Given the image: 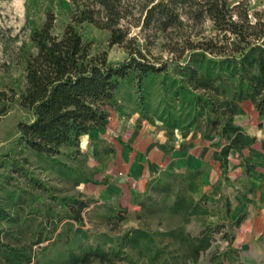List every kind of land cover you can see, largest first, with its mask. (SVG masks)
Wrapping results in <instances>:
<instances>
[{"label":"trees","instance_id":"obj_1","mask_svg":"<svg viewBox=\"0 0 264 264\" xmlns=\"http://www.w3.org/2000/svg\"><path fill=\"white\" fill-rule=\"evenodd\" d=\"M68 1L72 13L60 36L51 33L54 13L45 7L43 21L30 30L34 50L25 44L19 48L24 87L18 105L30 115L28 122L17 125L16 143L23 150L64 165L63 176L71 188L95 183L79 148L80 137L105 127L110 110L125 112L119 94L126 85L136 96L134 112L143 119L151 120L148 113L158 99L164 128L217 136L219 148L212 159L219 163L226 185L232 150L241 157L243 173H251L254 165L242 151L255 137L235 123V116L246 100L264 115V11L249 16L239 10L240 2L230 6L229 0H193L195 18H207L213 34L171 42L170 31L182 27L175 7L186 0H151L144 6L142 26L157 21L162 49L170 54L164 59L150 56L137 37H128L121 25L129 13L123 0ZM85 22L107 30L109 46L124 44L126 58L111 63L105 52L91 56L89 43L77 30ZM66 159L77 164L68 165ZM19 165L12 171L23 177L28 190L6 195L15 211L12 216L0 206V218L9 221L0 228V264H197L220 227L237 226L230 220L231 204L222 195L221 224L205 225L196 235L185 229L191 216L206 215L207 203H213L206 195L195 199L186 189L200 170L160 171L135 200L138 225L121 228L128 210L117 202L91 200L81 192L58 195ZM92 204L104 211L99 216L104 229L89 234L84 213ZM222 238L225 250L213 252L209 263L245 264L233 247L234 235L224 232Z\"/></svg>","mask_w":264,"mask_h":264},{"label":"rangeland","instance_id":"obj_2","mask_svg":"<svg viewBox=\"0 0 264 264\" xmlns=\"http://www.w3.org/2000/svg\"><path fill=\"white\" fill-rule=\"evenodd\" d=\"M149 1L151 0H123L129 13L121 21V25L128 30V37L138 38L150 56L165 59L170 54L162 49L164 39L163 34L158 31L157 21L154 20L148 27L142 26L143 9ZM238 2L241 4L239 10H247L249 16L255 11H264V0H229L228 4L233 6ZM193 6V0H186L182 5L179 4L175 7L182 21V27L170 31V37L173 40L171 42H174L178 37H189L195 41L199 40L197 38L200 36H195L196 34H213L211 23L207 18H195L191 10ZM45 7H49L54 13L51 33L60 36L65 25L70 21L72 13V6L68 0H0V92L2 93L0 95V110H3L0 111V206L10 216L15 211L9 206L6 195L10 193L16 196L22 189L28 190L23 177L18 172L12 171L15 164L21 163L24 170L44 180L55 189L58 195L72 196L81 192L85 198L91 200H98L105 195L103 191L104 179L102 178L104 173H98L99 171L94 166L91 167L92 164H99L95 158L93 161H87L85 157L86 165L93 171L95 183H82L71 188L63 176L64 165H55L47 157L37 156L29 150H23L22 146L16 143L18 123L30 120L29 113L18 105V93L24 87V62L19 48L25 44L31 51L34 50L29 39L30 30L34 25L43 21ZM77 30L82 41L89 43L91 56L105 52L107 61L111 63H117L126 58L127 52L124 44L108 45L109 32L107 30L98 29L86 22L79 25ZM12 94L16 95L13 102H10ZM119 99L125 108V113L128 114L135 110L136 96L130 91L129 86L123 85ZM157 104L158 99H155L153 108L148 113L151 120H144L153 125L162 126L159 119L161 108L159 109ZM242 106V112L235 119L246 133L255 137L254 144L244 151L251 158L255 169L249 175H244L237 164L231 161L229 175L233 178L234 186L253 198L255 203L245 205L241 203L235 190L223 189L224 194H229L233 206L232 218L237 222L238 227L228 228L225 225L220 227L213 235L214 239L210 248L199 257L197 264H210L209 257L213 252L225 250L226 242L222 238L224 232L234 235L233 247L239 251V258L243 263L260 264L264 261V115L259 116L249 103H244ZM138 116L142 118L141 115L138 114ZM234 158L238 160L239 156L236 155ZM65 162L68 165L77 164L73 159H66ZM111 202L115 201H109V203ZM240 203L241 207L238 210ZM86 212L84 213L86 222L84 229L89 234H92L94 230H103L104 226H101L99 216L104 211L93 209L92 204ZM213 212L216 211L213 209ZM8 225L7 218H0V228H6ZM120 225L121 228L136 227L138 222L134 212L128 211ZM187 225L188 230L192 233H197L201 227L194 220H191ZM213 225H216V222H213ZM224 264H228V262L224 261Z\"/></svg>","mask_w":264,"mask_h":264},{"label":"crops","instance_id":"obj_3","mask_svg":"<svg viewBox=\"0 0 264 264\" xmlns=\"http://www.w3.org/2000/svg\"><path fill=\"white\" fill-rule=\"evenodd\" d=\"M244 103L252 105L247 100L241 102L237 115L242 112ZM235 123L239 125L236 119ZM81 137L80 151L85 155L87 161H93V158L98 160L99 164L90 166H94L99 171L98 173H104L102 178L104 179L103 191L105 195L98 199L99 202L115 201L121 207L135 213L138 209L135 200L146 191L149 181L160 171L200 170L201 173L186 184L187 191L195 199L206 195L213 201V203H207L208 213L206 215L191 216L189 219V222L194 220L201 225L199 231L205 225H213V222L221 224L222 195L228 198L231 204L230 220L235 221L232 218V202L229 194H224V188L235 190L241 203L245 205L255 203L253 198L245 193L253 201L246 202L241 198L237 193L239 189L234 186L233 178L229 175L231 161H234L237 167L242 170L241 173L244 174L243 168L239 166L241 157L234 150L228 157L229 183L228 185L224 183L219 163L212 159L213 152L219 148L218 137L215 135L201 136L190 129L182 131L166 129L146 122L138 116L137 112L133 111L127 114L112 109L105 127H100ZM246 149L242 151L244 156H247L244 153ZM236 155L239 156L238 160L234 158ZM241 203L238 204V210ZM213 209L216 211L215 213ZM187 224L185 229L190 234L196 235L199 232H190Z\"/></svg>","mask_w":264,"mask_h":264},{"label":"bare ground","instance_id":"obj_4","mask_svg":"<svg viewBox=\"0 0 264 264\" xmlns=\"http://www.w3.org/2000/svg\"><path fill=\"white\" fill-rule=\"evenodd\" d=\"M82 138V137H81ZM85 143V142H84ZM83 144V143H82Z\"/></svg>","mask_w":264,"mask_h":264}]
</instances>
